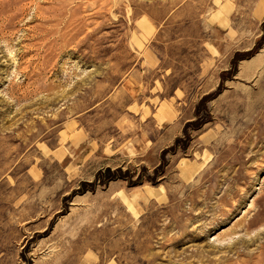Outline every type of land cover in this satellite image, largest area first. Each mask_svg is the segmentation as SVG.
<instances>
[{
	"label": "rangeland",
	"instance_id": "rangeland-1",
	"mask_svg": "<svg viewBox=\"0 0 264 264\" xmlns=\"http://www.w3.org/2000/svg\"><path fill=\"white\" fill-rule=\"evenodd\" d=\"M0 264H264V0H0Z\"/></svg>",
	"mask_w": 264,
	"mask_h": 264
}]
</instances>
